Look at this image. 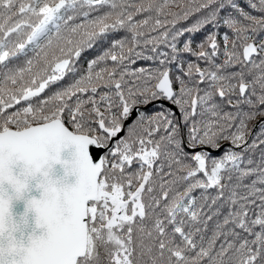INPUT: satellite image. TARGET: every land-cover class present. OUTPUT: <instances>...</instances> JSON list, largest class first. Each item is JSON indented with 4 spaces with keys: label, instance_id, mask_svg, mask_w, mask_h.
I'll use <instances>...</instances> for the list:
<instances>
[{
    "label": "snow or ice",
    "instance_id": "obj_1",
    "mask_svg": "<svg viewBox=\"0 0 264 264\" xmlns=\"http://www.w3.org/2000/svg\"><path fill=\"white\" fill-rule=\"evenodd\" d=\"M244 3L0 0V264H264Z\"/></svg>",
    "mask_w": 264,
    "mask_h": 264
},
{
    "label": "trees",
    "instance_id": "obj_2",
    "mask_svg": "<svg viewBox=\"0 0 264 264\" xmlns=\"http://www.w3.org/2000/svg\"><path fill=\"white\" fill-rule=\"evenodd\" d=\"M238 3L241 4L242 7H246L245 3H244V0H238ZM221 31H223V29H221ZM202 37V34L201 35H198L195 37L196 40H200ZM97 54V50L96 49H93L92 51H89L85 54V56L81 59L80 63L81 64H84L85 63V60L88 59V58H91L93 57L94 55ZM225 147H227V144H225ZM223 149H221L222 151ZM214 156H218L220 155V152H213L212 153Z\"/></svg>",
    "mask_w": 264,
    "mask_h": 264
},
{
    "label": "water",
    "instance_id": "obj_3",
    "mask_svg": "<svg viewBox=\"0 0 264 264\" xmlns=\"http://www.w3.org/2000/svg\"><path fill=\"white\" fill-rule=\"evenodd\" d=\"M210 151V150H209ZM59 167V166H57ZM74 180V178H69V182H72ZM36 195L38 196V193H36ZM22 210V204H15L14 205V211H21Z\"/></svg>",
    "mask_w": 264,
    "mask_h": 264
}]
</instances>
